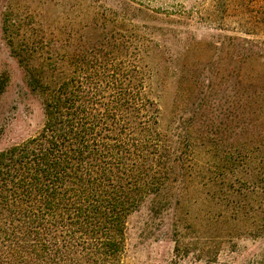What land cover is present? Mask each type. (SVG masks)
Masks as SVG:
<instances>
[{
  "label": "trees",
  "instance_id": "1",
  "mask_svg": "<svg viewBox=\"0 0 264 264\" xmlns=\"http://www.w3.org/2000/svg\"><path fill=\"white\" fill-rule=\"evenodd\" d=\"M134 6H102V15L82 26L85 35L60 19L32 32L6 10L4 35L28 88L42 98L44 120L36 135L0 152V264H125L129 216L147 203L152 211L175 209L197 170L209 193L245 217L242 202L261 180L244 177L254 153L244 120L264 119V44L237 35L220 43L235 62L226 147L209 95L218 77L208 68V95L201 96L198 65L189 58L202 41L184 38L177 63L160 69L165 57L157 36L179 32L133 23L132 17L156 18ZM155 14L161 22H181V15ZM234 32L249 35L241 22ZM166 77L176 105L195 98L190 110L182 109L186 115L174 110L164 118ZM7 82L2 75L0 95ZM201 150L211 158L204 166L196 163ZM260 221L245 234L264 238V215ZM176 235L170 264H179L191 246Z\"/></svg>",
  "mask_w": 264,
  "mask_h": 264
},
{
  "label": "rangeland",
  "instance_id": "2",
  "mask_svg": "<svg viewBox=\"0 0 264 264\" xmlns=\"http://www.w3.org/2000/svg\"><path fill=\"white\" fill-rule=\"evenodd\" d=\"M122 1L132 6L138 3L156 17L146 20L131 16L133 23L174 28L179 32L157 36L156 41L164 47L162 55L165 57L160 69L177 63L174 55L182 51L184 38L202 41L200 49L189 54L191 61L198 65L197 75L202 83L198 89L201 96L208 95L207 71L211 69L219 81V87L209 93L214 108L213 120L217 125L221 124L220 129L226 135L223 145L227 147L232 143L227 139L233 128L227 113L233 82L230 75L235 62H231L226 48L222 52L220 43L226 37L237 35L264 44V0H242V7L235 6L234 0H0V77H8L6 88L0 95V152L36 135L44 120L42 98L28 88L25 75L11 54L4 35L6 10L13 9L25 24L32 25V32L39 23L60 19L63 23L75 25L76 28L72 26L73 32L85 35L82 26L92 21L93 14L102 15V6L107 5L117 10ZM155 13L181 15V22H161ZM238 22L247 25L249 35L234 32ZM173 86L169 78H164L160 107L165 119L174 110L179 115H186L182 109L188 106L190 110L189 105L195 100L182 99L184 103L176 105ZM205 116L201 118L202 123L206 122ZM254 118L257 119V115ZM244 124L248 125L244 127V140L248 149L254 151L244 177L261 179L255 183V190L253 186L249 188L254 190L253 193L250 190V198L242 202L241 213L245 217L238 216L232 211V206L209 193L201 180L204 175L197 170L194 180L185 186L182 202L175 209L152 211L147 203L129 216L125 233V264H170L174 259V241L179 238L176 232L184 243L191 244L189 253L179 259V264H264V238L245 234L246 230L260 226L264 215V119L260 118L256 123L246 119ZM208 160L211 158L204 150L196 157V163L201 166Z\"/></svg>",
  "mask_w": 264,
  "mask_h": 264
}]
</instances>
